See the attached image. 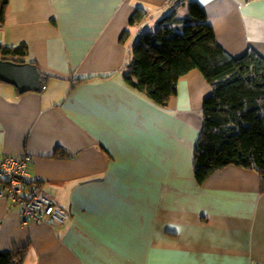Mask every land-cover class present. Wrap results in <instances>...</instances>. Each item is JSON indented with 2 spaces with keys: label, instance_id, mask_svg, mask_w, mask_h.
<instances>
[{
  "label": "crops",
  "instance_id": "0c3cea01",
  "mask_svg": "<svg viewBox=\"0 0 264 264\" xmlns=\"http://www.w3.org/2000/svg\"><path fill=\"white\" fill-rule=\"evenodd\" d=\"M171 1L9 0L0 44L25 42L45 88L0 79V159L30 155L35 186L70 217L25 223L0 177L1 251L22 249L25 264H264L261 174L229 165L195 177L211 80L189 72L167 106L125 82ZM191 1L232 56L264 57V0ZM139 8L148 17L132 26Z\"/></svg>",
  "mask_w": 264,
  "mask_h": 264
},
{
  "label": "trees",
  "instance_id": "16d2710c",
  "mask_svg": "<svg viewBox=\"0 0 264 264\" xmlns=\"http://www.w3.org/2000/svg\"><path fill=\"white\" fill-rule=\"evenodd\" d=\"M8 2L0 0V27L6 20ZM171 4L172 11L160 20V27L143 33L135 44L125 82L167 106L177 93L179 80L199 70L211 80L213 93L203 104V130L195 150L197 182L202 184L216 170L237 165L257 170L264 183V57L254 49L232 56L217 41L199 3L172 0ZM186 4L188 15L179 17V9ZM147 15L139 8L131 25L143 22ZM130 35L127 30L122 41ZM27 53L25 42L0 44V60L24 63ZM0 264H25L24 251L0 250Z\"/></svg>",
  "mask_w": 264,
  "mask_h": 264
},
{
  "label": "built area",
  "instance_id": "2783aa9c",
  "mask_svg": "<svg viewBox=\"0 0 264 264\" xmlns=\"http://www.w3.org/2000/svg\"><path fill=\"white\" fill-rule=\"evenodd\" d=\"M31 159L28 154L23 155L22 158L7 156L0 159V177L7 180V191L12 199L23 205L25 223L47 216L57 223L64 224L70 217L69 212L35 186V180L29 174ZM32 184L34 186L31 189Z\"/></svg>",
  "mask_w": 264,
  "mask_h": 264
},
{
  "label": "water",
  "instance_id": "95a60500",
  "mask_svg": "<svg viewBox=\"0 0 264 264\" xmlns=\"http://www.w3.org/2000/svg\"><path fill=\"white\" fill-rule=\"evenodd\" d=\"M0 79L16 85L21 92L41 91L43 88L39 68L32 62L0 60Z\"/></svg>",
  "mask_w": 264,
  "mask_h": 264
},
{
  "label": "rangeland",
  "instance_id": "374dc122",
  "mask_svg": "<svg viewBox=\"0 0 264 264\" xmlns=\"http://www.w3.org/2000/svg\"><path fill=\"white\" fill-rule=\"evenodd\" d=\"M151 27V26H150ZM150 27H148V28H150ZM154 30H156V29H154Z\"/></svg>",
  "mask_w": 264,
  "mask_h": 264
}]
</instances>
